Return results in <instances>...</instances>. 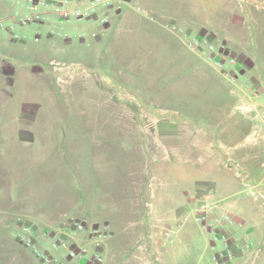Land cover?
<instances>
[{"label":"crops","instance_id":"crops-1","mask_svg":"<svg viewBox=\"0 0 264 264\" xmlns=\"http://www.w3.org/2000/svg\"><path fill=\"white\" fill-rule=\"evenodd\" d=\"M86 1L74 0L78 6ZM126 2L121 10L100 8L86 18L87 34L83 29L73 34L71 26L62 33L51 25L65 21L52 14L49 20L26 25L19 19L22 30H17V18L27 13L26 0H0V15L10 23L5 27L0 17V28H6L0 32V264H41L33 249L18 238L22 225L32 227L42 248L49 246V239L62 227L71 243L100 250L102 264H210L221 246L192 213L209 189L215 192L219 211H229L240 220L231 228L232 264H264V79L256 73L250 51L247 68L241 70L238 64V79L241 74L250 75L260 92L224 93L232 103L217 110L221 114L218 123L184 117L168 124H136L137 131H151L149 144L141 147L138 141H144V135L129 134L134 129L120 125L124 143L119 155V192L148 194L138 187L129 190L127 184L128 164L133 162L128 140H135L139 154L135 168L144 178L150 172L152 188L149 202H134L129 208L146 207L153 214L148 224L128 219L118 225L104 223L109 235L102 244L93 245L86 212L90 218L96 216L92 199L111 193V183H99L98 192L90 179L96 177L95 172L97 179L112 178V144L101 141L111 128L65 119L73 111L61 106L59 71L65 65L72 67L71 81L77 80L78 85L90 80L81 77L73 65L60 63L56 55L83 45L90 48L91 58L112 66L125 49L126 36L160 30L158 19L135 11ZM97 130L104 135H97ZM73 173L84 180L82 189L74 184ZM251 186L256 196L250 193ZM72 218L87 220L88 229L76 238L67 224ZM134 224L150 227L151 234L130 237ZM56 254L64 259L66 252Z\"/></svg>","mask_w":264,"mask_h":264},{"label":"rangeland","instance_id":"rangeland-1","mask_svg":"<svg viewBox=\"0 0 264 264\" xmlns=\"http://www.w3.org/2000/svg\"><path fill=\"white\" fill-rule=\"evenodd\" d=\"M128 5L156 21L158 19L160 30H141L134 36H126L125 49L121 51L120 58L113 59L112 66L104 65L101 58H91L90 48L83 45L84 49L81 47L56 55L60 63L73 65L80 71L81 77L84 75L90 80V83L80 82L78 85L77 80L76 83L71 81L72 67L65 65L59 71L62 81L58 87L64 95L60 100L61 106L73 111L72 115H65V119L93 123L96 128H111V131H105L107 136L101 141H106L107 145L111 141L112 144V178L97 179L95 172L96 177L91 176L90 179L98 192L102 189L99 183H111V193H100L94 200L89 196L97 210L94 211L95 217L90 218L88 211L86 215L89 216L90 226L95 227L108 222L118 225L123 219L134 223L143 220L148 224L153 214L146 207L143 210L129 208L130 204L136 205L134 202H149L152 188L150 172H146L149 177L144 178L135 168L139 156L135 152V140H128L129 160L133 158V162L128 164L127 184L129 190L138 187V190L148 194L126 195L119 192L122 180L119 155L124 143L119 136L123 133L119 130L121 124L134 129L128 131L129 134L144 135V141H138L141 147L149 144L147 135L151 131H137L136 124H168L184 117H205L208 122L218 123L221 114L217 110L232 103L231 99L224 97V93L237 89L260 92L258 86L250 81V75L241 74L238 84H234L229 80L227 69L217 68L188 47L186 42L189 38H208L219 53L235 56L241 70L247 68L245 63L249 64L247 52L250 51L256 73L264 79V0H128ZM0 17L5 27L10 25L8 19ZM147 18L151 24L154 22L152 18ZM19 19L16 20L17 30H22ZM85 20L54 21L51 25L62 33L67 26L73 28V34L82 31L80 29L86 33ZM5 27L0 28V32L5 31ZM74 39L77 41L79 37ZM99 133L104 135V131L97 130L96 134ZM73 175L74 184H80L82 189L84 180ZM148 228L133 227L129 231L130 237L147 236L151 234ZM71 232L75 238L84 233ZM103 239L102 236L94 237L93 245L102 244Z\"/></svg>","mask_w":264,"mask_h":264},{"label":"built area","instance_id":"built-area-1","mask_svg":"<svg viewBox=\"0 0 264 264\" xmlns=\"http://www.w3.org/2000/svg\"><path fill=\"white\" fill-rule=\"evenodd\" d=\"M26 3L27 13L21 18L23 25L39 20H49L51 14L61 20L84 19L96 13L100 8L121 10L127 4L126 0H87L84 6H78L74 0H26ZM186 43L189 48L201 54L207 62L219 69H227L229 80L238 84L240 72L235 56L219 53L215 44L206 37L189 38ZM249 189L250 193L256 196L255 187L251 186ZM192 213L201 228L211 233L212 239L221 246L210 264H232L234 252L231 244V228L239 224L240 220L229 211H219V201L211 189L206 191L193 208ZM67 224L71 225L76 232L88 229L86 219L72 218ZM89 233L94 237L105 238L109 235L108 226L106 224L97 227L90 226ZM18 238L33 249L41 264H102L104 262V254L100 250L90 251L85 244L71 243L62 227L54 237L49 239V249L37 245L33 229L28 225L20 227ZM61 248L66 252L64 259L50 251L51 249L57 252ZM200 264L209 263L201 262Z\"/></svg>","mask_w":264,"mask_h":264}]
</instances>
